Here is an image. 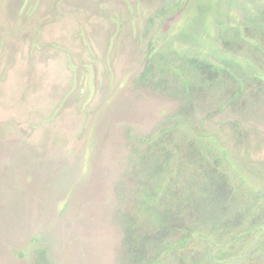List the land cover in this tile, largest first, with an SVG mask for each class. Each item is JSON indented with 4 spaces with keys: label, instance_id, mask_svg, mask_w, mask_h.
Listing matches in <instances>:
<instances>
[{
    "label": "rangeland",
    "instance_id": "obj_1",
    "mask_svg": "<svg viewBox=\"0 0 264 264\" xmlns=\"http://www.w3.org/2000/svg\"><path fill=\"white\" fill-rule=\"evenodd\" d=\"M213 66L221 82L202 86ZM263 85L264 0H0V264H211L220 192L182 182L170 211L140 224L134 199L163 157L140 155L156 140L190 162L222 157L264 217ZM202 162L187 173L199 190ZM192 223L203 234L175 244Z\"/></svg>",
    "mask_w": 264,
    "mask_h": 264
},
{
    "label": "trees",
    "instance_id": "obj_2",
    "mask_svg": "<svg viewBox=\"0 0 264 264\" xmlns=\"http://www.w3.org/2000/svg\"><path fill=\"white\" fill-rule=\"evenodd\" d=\"M219 74L220 68L213 66L210 69L209 73L211 82L203 81L201 85H211L215 81L220 83L221 80ZM255 77H257L259 81H262L263 79L262 74H256ZM200 80L201 78H196L195 70V77L183 80L182 83L185 89L181 88V91L184 92L185 90H187V87L195 90V88H197L196 85L197 83H200ZM183 113L184 114H179L181 118L177 122L180 121L186 123H194V120L190 119V111ZM172 128L164 129L163 131L171 132L170 130H172ZM184 134L186 133L183 132L182 135ZM180 138L182 137L180 136ZM189 138L190 139L188 141L190 143H188V145H185L187 146V148L185 147L183 152H188V155L192 156L190 149H193L195 151L196 147L202 146L203 142H201V140L203 139L200 140V136H197L193 133L189 136ZM155 141L156 140H154V142L150 144L148 152L144 153V155H140L142 161L146 160L150 161V163L154 158H156L157 154H159V157H161V154L163 156L160 160L154 159L155 161H153V163H155V166H150L152 167V169L148 170L143 176V180L146 177L147 181L145 182V184L141 183L139 185V189L141 188L143 192L137 197V200L134 199L135 205L137 206L136 209L139 210V214L143 219V221L141 220L140 224H150V222H158L159 216L162 217L161 213L167 214L171 209V205H173L172 196L180 190V183L185 182L187 186L192 187L193 192H196L195 187H197V191L202 192L201 197H203V195L210 196L213 193L220 192L218 193L220 194V197H217V199H213L214 195L212 197L210 196L209 202L212 203V205L210 206L215 207L213 210L208 209L206 211V213H208V217L213 222L212 227H216V230L224 231V233L221 235H218L216 232L212 233L215 237L218 238L214 241L216 246V250L214 248L212 253L214 255L212 256L211 253L208 255L207 261L209 263L223 264L222 262H225L226 260H234L239 256H244L245 258H247L249 254H260L262 251L264 253V217H260L259 211H257L256 206H254V204L256 203V198H261V195H248L249 193L253 192L252 186L244 188L242 184H239V182L237 184H235V182L232 183L231 177L228 176V174L219 172L222 169L219 164L222 157L218 158V156H216V158L213 159L217 167L209 165L208 160L210 158H205V160L203 158H200L205 162L208 161L206 163H203L202 161H198L196 159V161L194 160L195 162H190L194 158L187 157L186 154H184L183 156H181V153L178 154V151L175 150V145H171L174 147L172 149H169L170 147L160 145V143L157 144V142L156 145H154ZM213 145L217 147L215 143H213ZM207 149V152L212 153V151H209L211 150L209 147H207ZM218 149L222 152V154L227 155V153L225 154L224 150L220 149V147H218ZM173 150H175L174 154L172 153ZM153 152L157 153L156 156H154ZM184 162H188L189 164L184 165ZM201 162L203 163V166H201V168H203L201 171L203 175L201 190H199V182L196 179L190 177V175H188L187 173L190 167H194V165L199 167V164ZM137 163L139 164L140 162ZM238 190L246 192L247 195L240 194ZM226 191H229L232 194L236 195L237 201H231L227 203V201L225 200L226 197L222 198V193ZM165 199H167L166 203L164 201ZM261 202L264 203V199H260V201H258V203ZM238 208L240 209V211H238ZM157 212H159L160 214H158ZM127 218L132 223L136 222L133 209H130L128 211ZM235 218H237V224H235L234 226L230 225V222ZM199 234H203L202 230L200 231V228H197L196 223H192L191 226L182 228V235L184 237L176 240L175 244L180 245L184 242H188L189 239L192 240ZM211 248L212 246H210V249ZM168 250H170V248ZM159 258L160 254H157L149 257L148 260L150 262H153L157 261Z\"/></svg>",
    "mask_w": 264,
    "mask_h": 264
}]
</instances>
